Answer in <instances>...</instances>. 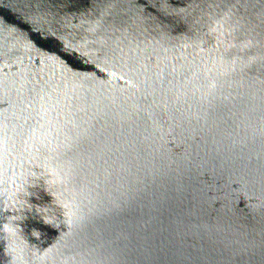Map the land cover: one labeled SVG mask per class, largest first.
Wrapping results in <instances>:
<instances>
[{
  "label": "water",
  "instance_id": "obj_1",
  "mask_svg": "<svg viewBox=\"0 0 264 264\" xmlns=\"http://www.w3.org/2000/svg\"><path fill=\"white\" fill-rule=\"evenodd\" d=\"M0 264H264V0H0Z\"/></svg>",
  "mask_w": 264,
  "mask_h": 264
}]
</instances>
